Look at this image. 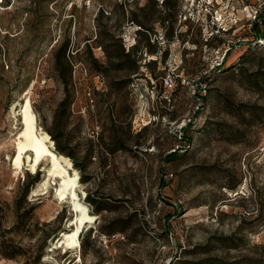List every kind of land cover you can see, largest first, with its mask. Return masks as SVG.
Segmentation results:
<instances>
[{
    "label": "rangeland",
    "instance_id": "rangeland-1",
    "mask_svg": "<svg viewBox=\"0 0 264 264\" xmlns=\"http://www.w3.org/2000/svg\"><path fill=\"white\" fill-rule=\"evenodd\" d=\"M262 32L264 0H0V264H264ZM34 83L97 215L81 249L48 163L13 174Z\"/></svg>",
    "mask_w": 264,
    "mask_h": 264
},
{
    "label": "bare ground",
    "instance_id": "bare-ground-1",
    "mask_svg": "<svg viewBox=\"0 0 264 264\" xmlns=\"http://www.w3.org/2000/svg\"><path fill=\"white\" fill-rule=\"evenodd\" d=\"M34 87L35 83L25 91L24 96L22 95L23 102L18 104L22 128L15 139L13 174L17 176L24 170L36 174L42 164L48 163L46 174L38 185L42 191H47L54 181L57 184L55 198L68 203L73 213L67 230L60 233L55 245L66 251L81 249V234L97 221V215L91 213L79 195L82 185H79V172L74 168L72 160L55 150V144L49 134L38 125L30 99Z\"/></svg>",
    "mask_w": 264,
    "mask_h": 264
},
{
    "label": "trees",
    "instance_id": "trees-1",
    "mask_svg": "<svg viewBox=\"0 0 264 264\" xmlns=\"http://www.w3.org/2000/svg\"><path fill=\"white\" fill-rule=\"evenodd\" d=\"M262 37H264V32H262ZM188 127V125H187ZM187 127H185L184 132L187 130ZM184 135V134H183ZM52 138L54 139V141L56 142V150L58 153H67L66 150L64 148H62L59 144V141L55 138V136L52 134ZM187 141H190V138H185ZM68 155H71L69 153H67ZM177 158V151L175 152H171L167 157L166 160L167 161H172L175 160ZM81 182L82 183H86L87 181L85 180V178H83V176L81 177ZM10 257H13L14 255H8Z\"/></svg>",
    "mask_w": 264,
    "mask_h": 264
},
{
    "label": "built area",
    "instance_id": "built-area-1",
    "mask_svg": "<svg viewBox=\"0 0 264 264\" xmlns=\"http://www.w3.org/2000/svg\"><path fill=\"white\" fill-rule=\"evenodd\" d=\"M164 83H165L166 86H169V87H172L173 84H174L172 78H170V77L165 78L164 79Z\"/></svg>",
    "mask_w": 264,
    "mask_h": 264
}]
</instances>
